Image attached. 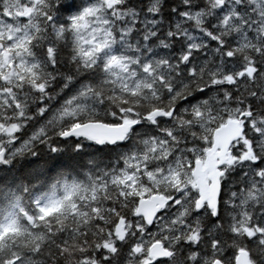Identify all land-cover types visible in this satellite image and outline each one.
<instances>
[{"label":"snow or ice","instance_id":"1","mask_svg":"<svg viewBox=\"0 0 264 264\" xmlns=\"http://www.w3.org/2000/svg\"><path fill=\"white\" fill-rule=\"evenodd\" d=\"M0 264H264V0H0Z\"/></svg>","mask_w":264,"mask_h":264}]
</instances>
